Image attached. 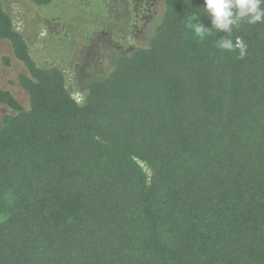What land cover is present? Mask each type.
Wrapping results in <instances>:
<instances>
[{
  "label": "trees",
  "instance_id": "obj_1",
  "mask_svg": "<svg viewBox=\"0 0 264 264\" xmlns=\"http://www.w3.org/2000/svg\"><path fill=\"white\" fill-rule=\"evenodd\" d=\"M143 1L79 102L0 0L26 97L0 87V264H264V18L224 33L204 0Z\"/></svg>",
  "mask_w": 264,
  "mask_h": 264
},
{
  "label": "rangeland",
  "instance_id": "obj_2",
  "mask_svg": "<svg viewBox=\"0 0 264 264\" xmlns=\"http://www.w3.org/2000/svg\"><path fill=\"white\" fill-rule=\"evenodd\" d=\"M143 0H54L37 7L27 0H5L14 25L26 39L31 55L41 66H57L72 96L82 101L89 80L104 72L111 49L122 50L138 43V33L153 10ZM158 7V2L151 0ZM152 7V6H150ZM7 48L0 43V87L22 101L26 97L13 85L19 68H7L2 59ZM4 111V109L1 108Z\"/></svg>",
  "mask_w": 264,
  "mask_h": 264
},
{
  "label": "clouds",
  "instance_id": "obj_3",
  "mask_svg": "<svg viewBox=\"0 0 264 264\" xmlns=\"http://www.w3.org/2000/svg\"><path fill=\"white\" fill-rule=\"evenodd\" d=\"M262 3L264 0H204L203 10L211 21V29L215 28L219 32L228 33L232 26L241 19L247 18L250 24L260 22L264 18V9L260 7ZM193 19L195 18L193 17ZM188 26L201 40L210 31L201 23H192L191 20ZM218 46L225 50L240 48L241 57L244 55L242 42L239 39L233 44L232 40L222 37Z\"/></svg>",
  "mask_w": 264,
  "mask_h": 264
}]
</instances>
